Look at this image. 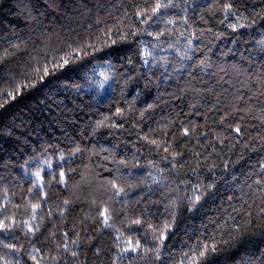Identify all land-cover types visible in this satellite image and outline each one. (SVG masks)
I'll list each match as a JSON object with an SVG mask.
<instances>
[{
    "label": "trees",
    "instance_id": "1",
    "mask_svg": "<svg viewBox=\"0 0 264 264\" xmlns=\"http://www.w3.org/2000/svg\"><path fill=\"white\" fill-rule=\"evenodd\" d=\"M174 2L176 6L164 10L162 19L146 26L133 15L137 0H0V56L4 57L0 90H11L13 78L19 81L29 65L48 54L46 49L62 47L66 41L94 40L98 30L117 17L147 28L14 100L0 99L4 105L0 107V204L7 190L10 204L4 215L14 216L20 225L0 233V257L13 264L16 260L33 264L28 253L35 246L41 248V255L59 254L56 264H177L180 254L201 234L215 232L218 238L228 239L233 230L217 225H231L234 221L228 217L232 215L241 224L240 231H233L235 239L210 258L212 264H264V217L255 215L264 194L254 183L259 178L257 162L264 159V45L260 44L264 0H233L237 14L247 17L241 23L250 24L236 31L227 22L219 23L223 13L216 9L224 0ZM125 11L127 17H123ZM148 32L164 35L157 40ZM144 48L153 53L147 65L141 58ZM185 53L191 58H185ZM105 60L114 65L111 71L96 67ZM201 60L205 65H200ZM99 72L110 76L104 87H100ZM234 107L245 112L227 116L222 125L220 117ZM116 108L125 115L114 116ZM105 116L112 117L107 124L123 126L97 128ZM236 123L243 127L239 138L227 127ZM184 128L195 131L184 137ZM146 135L164 143L157 149L143 139ZM169 145L182 155L173 160L170 152L163 151ZM77 146L81 152L68 157ZM62 153L66 161L58 159ZM45 159L52 161L56 172L73 171L67 174L66 187L53 182L45 188L47 203L32 220L31 203L37 202L38 194L28 191L30 174ZM120 160L127 165L118 164ZM45 172L50 170L45 167ZM153 177L159 183H153ZM45 179L51 180V175ZM111 180L124 187L127 195L115 196L108 184ZM197 184L205 194L189 211L185 197L192 195L191 186ZM64 200L71 203L65 206ZM244 201L246 210L253 212L251 223L244 222L248 219L244 213L234 211ZM104 206L113 210V228L99 224L98 212ZM60 208L66 209L63 216ZM145 211L153 224L176 213L174 235L165 242L159 260L152 252L121 253L117 247V230L124 233L125 241L131 235L145 247L157 243L150 230L129 232L121 223ZM24 221L39 223L41 228L34 236H26ZM65 232L72 239L80 235V244L71 246L78 252L75 258L56 250ZM9 243L20 251L11 253L4 247ZM41 264L52 262L42 260Z\"/></svg>",
    "mask_w": 264,
    "mask_h": 264
},
{
    "label": "snow or ice",
    "instance_id": "2",
    "mask_svg": "<svg viewBox=\"0 0 264 264\" xmlns=\"http://www.w3.org/2000/svg\"><path fill=\"white\" fill-rule=\"evenodd\" d=\"M176 4L174 0H137L135 11L133 15L137 18L139 24L141 25H150L151 23L162 19L164 14V10L175 7ZM216 11L223 13V19L219 21V23L224 24L227 22V27L236 31L238 28L249 27L250 24L241 23V20H247V17H242L237 14L238 10L233 3V0H224L222 6L218 7ZM215 14V13H213ZM128 13L125 11L123 17H127ZM230 18H234L235 22H231ZM97 25L101 23L100 20L95 22ZM168 24L174 23L172 20L166 21ZM91 27V25H90ZM143 32H147V28L141 29L139 27H135L132 24H126L125 19L121 17H117L113 24L105 25L103 28H100L95 36L94 40L88 41H72V42H64L62 47H55L46 49L47 55L41 57L40 59H36L34 65H29L28 69L25 71L23 77L17 81L15 78L12 80L11 90H0V99H3L5 96L11 99H15L17 96L22 95L25 91L37 87L39 84L46 83L50 78L55 77L58 72H62L71 68L72 65L78 63L79 61L84 60L85 58L95 57L98 53L104 51V49H111L117 44L124 43L130 41L133 38L138 37ZM148 35H154V38L159 40L161 36L164 35L163 32H156L155 34L148 32ZM183 35V33H181ZM222 35V33H221ZM116 37V38H114ZM140 45H143V41H138ZM191 41H189V45ZM261 45H264V40L260 41ZM15 48H19V45H13ZM264 50V49H262ZM105 55H109L110 53H104ZM4 55H9V53L5 52ZM149 57H153V53L149 51L147 48L143 49L142 59L144 63L147 65L149 63ZM3 56H0V61L3 60ZM185 58L190 59L191 57L187 56L185 53ZM131 63V60H129ZM200 65H205V61L201 60ZM96 67H105L109 71L114 67L110 62L103 61L101 65H97ZM95 74V73H94ZM115 73H113V76ZM99 76L103 77V80L100 83V87H104L105 83L110 79V76L107 72H99ZM7 103V100L4 101ZM3 104H0V107H3ZM152 107L149 105V108ZM245 112L244 108H233L231 113H226L220 117V123L223 125L226 123L227 116L236 115L238 113ZM114 116L123 117L125 115L124 110L121 108H116ZM143 115V113H141ZM112 119V117L105 116L102 120L97 122L96 127H122L123 125L112 123L107 124L106 122ZM239 119L242 121L244 119L243 115L239 116ZM227 127L232 133H235V137L239 138L244 135L243 127L240 123H236L235 126L232 124H227ZM195 129L184 128L181 135L184 137H188L191 132H194ZM144 140L148 141V143L154 145L157 149L161 147V144L164 141H157L155 139L149 140L148 136L143 137ZM217 139L220 140L219 135H217ZM227 139V137L225 138ZM264 140V138H262ZM223 143V140H220ZM172 146L169 145L163 148L165 153L171 154L173 160L177 159L182 155L179 151H172ZM255 151V149H253ZM81 152L80 147H76L74 151L68 153V157H73L77 153ZM169 157L165 156L164 159L167 160ZM60 161H66L65 155L62 153L59 158ZM107 159V157H105ZM118 164L127 165V162L124 160L117 161ZM139 165H133V167H138ZM227 166V165H226ZM45 167H47L50 172H45ZM175 167V165H173ZM257 167L259 169V178L254 181L256 185L261 186V193L264 194V159H261L257 162ZM54 166L51 160L45 159L43 164L37 168L36 171L31 172V187L28 189L29 193L36 192L38 194V199L36 203H31L32 209V220L37 219V211L42 209L43 205L47 203L48 200V192L45 191L46 187H49L53 182L57 185L67 186V174L73 169H63L61 168L59 172L53 170ZM119 171V169H117ZM194 171V170H193ZM47 175H51V180H46L45 177ZM153 183H159L155 177L152 178ZM111 189L114 190L115 196H120L121 194L127 195L125 188L121 187L116 180L108 181ZM129 188L138 187V185H128ZM208 188H212L213 185H208ZM249 187H251L249 185ZM201 186L199 184L195 186H191L192 195L185 197L188 200L191 207L188 209L189 211L192 208H196L197 205L200 204L204 192L200 191ZM231 199V197L229 198ZM71 202L69 200H64L63 204L65 206L69 205ZM126 203V201H125ZM10 204V200L7 196V190H5L4 195V203L0 204V215H4L8 206ZM176 202L172 201L171 205L175 206ZM245 205H247V201H244L239 209H234L237 214L244 213L248 219H246L245 223H251V217L253 212L251 210H246ZM17 208L20 205H16ZM251 206H248L250 209ZM65 208L59 209V215L63 216L65 213ZM48 215L51 216L52 212L49 211ZM255 215L257 217H264V198L261 199L260 205L257 207ZM170 219H164L161 224H153L147 217V211L141 213L135 218H125L124 221H121L122 224L126 223L129 232H137L141 228H144L147 232L148 230L152 233V240L157 242L153 247H145L141 243V239L136 238L133 239L131 235H129L128 239L122 240L121 238L124 236V233L117 230L116 240L117 247L119 248L121 253H140V252H152L155 255V258L159 260L161 258L160 253L161 249L166 246V241L170 238V234L172 233L173 225L175 224L176 213L174 211L169 213ZM42 219V217H41ZM97 219L99 224L103 226L104 229H110L114 227L112 222L113 220V210L107 206H104L99 210ZM229 220L234 221L231 225H221L218 224V229H223L228 227L238 233L241 228V224L235 223V217L229 215ZM20 226L16 221L14 216L4 215L3 219H0V233H9L14 230L15 227ZM23 226L25 228V235H35L41 228L39 223L33 225L30 221H24ZM233 231H230L228 235V239L218 238L217 233L212 234H201L195 238V240L188 246L187 252H182L177 261V264H212L211 257L217 254L225 245L229 244L231 241L235 239V235H233ZM55 236V233L51 234ZM64 240L62 243H58L56 245V250L58 253L61 251L63 253H70L71 257L75 258L78 256V252L73 250L71 246H78L80 244V235L76 233V238L72 239L67 232L63 233ZM3 243V241H0ZM125 244L124 247H120V244ZM4 247L8 248L11 253H18L20 248L17 247L16 244L9 243L4 244ZM41 248H37L33 246L32 252L28 253L30 259L33 261V264H41L43 261L50 260L52 264H56L57 261L61 260V256L51 255L44 256L41 255ZM0 264H13L11 259L0 257ZM15 264H20L19 260L15 261Z\"/></svg>",
    "mask_w": 264,
    "mask_h": 264
}]
</instances>
